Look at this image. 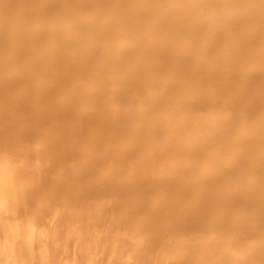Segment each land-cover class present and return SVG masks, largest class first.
Segmentation results:
<instances>
[{"label":"bare ground","instance_id":"1","mask_svg":"<svg viewBox=\"0 0 264 264\" xmlns=\"http://www.w3.org/2000/svg\"><path fill=\"white\" fill-rule=\"evenodd\" d=\"M250 2L0 0V264H264Z\"/></svg>","mask_w":264,"mask_h":264},{"label":"clouds","instance_id":"2","mask_svg":"<svg viewBox=\"0 0 264 264\" xmlns=\"http://www.w3.org/2000/svg\"><path fill=\"white\" fill-rule=\"evenodd\" d=\"M240 2V5L241 7L239 9H235L234 11L237 13V14H244V13H253L255 12L257 9H256V6L253 5L250 0H239ZM261 3H264V0H261ZM211 20H215L216 17L215 16H211L210 17Z\"/></svg>","mask_w":264,"mask_h":264}]
</instances>
